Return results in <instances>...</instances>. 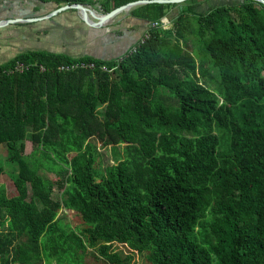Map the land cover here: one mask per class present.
<instances>
[{
  "label": "trees",
  "instance_id": "16d2710c",
  "mask_svg": "<svg viewBox=\"0 0 264 264\" xmlns=\"http://www.w3.org/2000/svg\"><path fill=\"white\" fill-rule=\"evenodd\" d=\"M202 1L142 6L172 26L149 27L118 60L26 53L0 66V144L15 168L14 195L0 184V264H264V5L202 13ZM76 63L94 67L58 70ZM96 142L123 146L103 173Z\"/></svg>",
  "mask_w": 264,
  "mask_h": 264
},
{
  "label": "crops",
  "instance_id": "0c3cea01",
  "mask_svg": "<svg viewBox=\"0 0 264 264\" xmlns=\"http://www.w3.org/2000/svg\"><path fill=\"white\" fill-rule=\"evenodd\" d=\"M114 2L89 0L85 5L100 16ZM63 4L67 3L0 0V66L26 53L118 60L150 27V22L144 20V12L136 10L134 14L131 8L98 28L87 25L73 8L51 14ZM91 19L95 21V18Z\"/></svg>",
  "mask_w": 264,
  "mask_h": 264
},
{
  "label": "rangeland",
  "instance_id": "374dc122",
  "mask_svg": "<svg viewBox=\"0 0 264 264\" xmlns=\"http://www.w3.org/2000/svg\"><path fill=\"white\" fill-rule=\"evenodd\" d=\"M106 1V0H105ZM116 1V0H115ZM137 1V0H136ZM227 0H203L202 3L200 4V7H198L197 11L198 12H206L208 11L211 7H215L219 4H226ZM145 4H139V5H135L130 7L131 8V12L134 11V14H136V10L137 12H141L143 11L144 14L146 12L145 8H143L142 6H144ZM136 7V8H134ZM129 8V9H130ZM134 8V9H133ZM172 12H177V8L173 9ZM168 24L167 25H163L159 27V31L161 30H167L168 28H171L172 24L169 18H167ZM192 21V19H190L189 23ZM194 23V22H193ZM188 50L190 52H197L198 50V45L194 42L193 37H190V42H189V48ZM211 72V71H210ZM208 87L210 88H214L215 86V82L211 79L207 82ZM95 142V141H94ZM96 146V153H95V158H96V163L98 165V171L100 173H103V169L110 164H115L117 163V161H119L122 157V148L123 146H108V147H102L101 144L98 142L95 143ZM32 150V144L29 141H26L25 143V152L24 154L28 155L30 153V151ZM4 150L0 144V160L3 161V170L4 172L2 174H0V184L4 186V189L6 191V194L8 197L13 196L14 195V189L13 186L11 184V177L10 174H14L15 173V168H10L3 160L4 157ZM38 157V156H37ZM40 172L43 174V177H47L48 179H53L55 177L54 172L52 171H47L45 168H41ZM62 196L61 191L58 189H53L51 192V198L52 199H60ZM59 216H62L61 218H65L63 220H66L67 223H69L70 227L75 230L76 227L78 226V219L75 218L73 216V214L71 212H67V211H63L62 209H60ZM121 255L125 256L126 255V251L123 249H119ZM132 264H146L144 262V258L143 257H138L134 263Z\"/></svg>",
  "mask_w": 264,
  "mask_h": 264
},
{
  "label": "water",
  "instance_id": "95a60500",
  "mask_svg": "<svg viewBox=\"0 0 264 264\" xmlns=\"http://www.w3.org/2000/svg\"><path fill=\"white\" fill-rule=\"evenodd\" d=\"M186 0H137L133 2H128L126 4H123L121 6H118L114 8L112 11L102 14L100 16H97L94 14L87 5L82 3H67L58 6L55 8L51 14L57 13L61 10H66L69 8H73L80 14L82 20L91 27H102L103 25L109 23L112 19H114L117 15L123 13L124 11L128 10L130 7L139 5V4H150V3H157V4H181L185 2ZM232 0H228V2H231ZM257 2H260L264 5V0H256ZM95 18V21L91 19Z\"/></svg>",
  "mask_w": 264,
  "mask_h": 264
},
{
  "label": "built area",
  "instance_id": "2783aa9c",
  "mask_svg": "<svg viewBox=\"0 0 264 264\" xmlns=\"http://www.w3.org/2000/svg\"><path fill=\"white\" fill-rule=\"evenodd\" d=\"M167 24H168V21H167V19L165 17V18H161L159 22L151 23L150 27H157L158 25L163 26V25H167ZM147 37H148L147 32L143 33L141 35V37L135 42V44L130 46V48L127 51V53H134V51H136L137 46L140 45ZM78 67H81V68H93L94 64L90 63V64L84 65L83 63H80V64L76 63V64H71V65H60L58 67V70L59 71H69L71 69H75V68H78ZM21 68H22V66L19 65V64L16 66V69H21ZM103 69L105 70L104 67H103Z\"/></svg>",
  "mask_w": 264,
  "mask_h": 264
}]
</instances>
